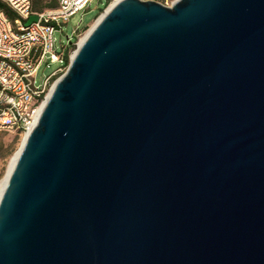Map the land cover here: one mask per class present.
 I'll return each mask as SVG.
<instances>
[{
  "label": "water",
  "instance_id": "water-1",
  "mask_svg": "<svg viewBox=\"0 0 264 264\" xmlns=\"http://www.w3.org/2000/svg\"><path fill=\"white\" fill-rule=\"evenodd\" d=\"M0 264H264V0L109 6L7 174Z\"/></svg>",
  "mask_w": 264,
  "mask_h": 264
},
{
  "label": "built area",
  "instance_id": "built-area-1",
  "mask_svg": "<svg viewBox=\"0 0 264 264\" xmlns=\"http://www.w3.org/2000/svg\"><path fill=\"white\" fill-rule=\"evenodd\" d=\"M54 1L53 9L34 12L33 0H0L15 16L11 20L0 10V130L18 131L25 136L35 127L39 109L53 85L50 81L62 70L71 45L67 39L68 43L57 53L53 34L74 15L85 12L91 2ZM33 15L37 21L25 26ZM45 62L61 66L36 85L35 75Z\"/></svg>",
  "mask_w": 264,
  "mask_h": 264
},
{
  "label": "rangeland",
  "instance_id": "rangeland-1",
  "mask_svg": "<svg viewBox=\"0 0 264 264\" xmlns=\"http://www.w3.org/2000/svg\"><path fill=\"white\" fill-rule=\"evenodd\" d=\"M115 1L116 0H91L88 5V9L85 12L74 15L65 24H62L57 28L58 30L53 34L56 52L59 53L62 46L68 43L67 39L70 40L71 45L65 55L67 62H65L64 58L62 70L52 77L50 85L56 82L65 73L70 62V57L72 58L73 54L77 50L80 40ZM153 1L164 6H170L175 0ZM33 2L34 10L37 12L48 10L50 9V5H55L54 0H33ZM75 30H77V32L74 35L73 32ZM46 64H48V62L42 63L38 68L35 75L36 85L42 84L48 75L61 66L59 63L52 65ZM23 138V134L18 131L0 130V180L4 178L9 162L19 150Z\"/></svg>",
  "mask_w": 264,
  "mask_h": 264
},
{
  "label": "bare ground",
  "instance_id": "bare-ground-1",
  "mask_svg": "<svg viewBox=\"0 0 264 264\" xmlns=\"http://www.w3.org/2000/svg\"><path fill=\"white\" fill-rule=\"evenodd\" d=\"M116 1H118V0H116ZM88 32H89V31H88ZM88 32H87V34H88ZM87 34H85V36L80 40L78 46H80V44L84 41V39H85V37L87 36ZM75 52H76V51H75ZM74 55H75V53L73 54L72 58L74 57ZM72 58H71V59H72ZM54 85H55V82L53 83L52 87L50 88L49 93H48L46 99L49 97L50 93L52 92V90H53V88H54ZM45 101H46V100H45ZM44 104H45V102L42 104V106H41L40 109H39V115H40V113H41V111H42V109H43V107H44ZM27 136H28V134H26V135L24 136L23 141H22V144H21L19 150H18L17 153L13 156V158L11 159V161L9 162V165H8V168H7V172H6L5 176H4V178H3L2 180H0V192H1V189H2V187H3V185H4V183H5V180H6L7 174H8V172H9V170H10V168H11L13 162L17 159V157H18V155H19V152H20V149H21V147H22V145H23V143H24V141H25V139H26Z\"/></svg>",
  "mask_w": 264,
  "mask_h": 264
},
{
  "label": "trees",
  "instance_id": "trees-1",
  "mask_svg": "<svg viewBox=\"0 0 264 264\" xmlns=\"http://www.w3.org/2000/svg\"><path fill=\"white\" fill-rule=\"evenodd\" d=\"M49 7L50 8H54V7H56V4L55 5H50ZM0 10H3L11 20L15 17L13 15V13L1 2H0ZM33 11L37 12V11L34 10V2H33ZM65 62H67V58L66 57H65Z\"/></svg>",
  "mask_w": 264,
  "mask_h": 264
},
{
  "label": "crops",
  "instance_id": "crops-1",
  "mask_svg": "<svg viewBox=\"0 0 264 264\" xmlns=\"http://www.w3.org/2000/svg\"><path fill=\"white\" fill-rule=\"evenodd\" d=\"M55 2V1H54ZM56 4V3H55ZM50 9H53V8H50ZM49 10V9H48ZM44 11V10H43Z\"/></svg>",
  "mask_w": 264,
  "mask_h": 264
}]
</instances>
